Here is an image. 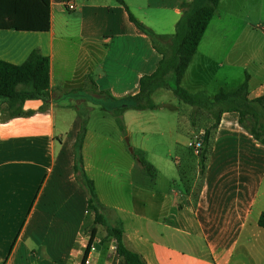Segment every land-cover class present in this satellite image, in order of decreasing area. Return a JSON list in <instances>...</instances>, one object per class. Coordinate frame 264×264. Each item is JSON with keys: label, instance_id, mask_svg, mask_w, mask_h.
<instances>
[{"label": "crops", "instance_id": "1", "mask_svg": "<svg viewBox=\"0 0 264 264\" xmlns=\"http://www.w3.org/2000/svg\"><path fill=\"white\" fill-rule=\"evenodd\" d=\"M64 1L0 0V60L21 65L33 51L50 58L47 99L27 100L20 107L0 99V262L82 264L87 232L95 222L75 170L83 118V167L107 222L123 228L128 249L148 264H264V228L259 226L264 144L239 123L238 113L223 115L211 133L204 174L197 158V177L190 182L183 171L186 135L177 126L180 107L190 112L191 106L179 101L177 107L173 92L161 88L152 96L158 109L124 112L123 130L130 138L140 137L137 149L154 176L140 157L128 153L111 112L140 92L142 78L153 74L162 59L127 8L166 44L182 17L181 4L192 0H124L126 6L117 0H72L74 11ZM227 4L221 0L206 33L214 20L219 26L229 20L232 30L225 31H237L235 10ZM262 25L246 24L240 50L231 42L222 51V42H216L213 55L197 63L205 33L182 86L214 97L220 90H238L248 77L250 98L264 96ZM226 39L223 32L216 35L217 41ZM212 73L220 83L214 94ZM164 108L167 114L160 113ZM146 115L173 121L172 129L162 124L154 129ZM152 135L167 137L163 152L145 145L143 139ZM106 236V228L98 226L100 249L91 251L92 264H122L114 242H103Z\"/></svg>", "mask_w": 264, "mask_h": 264}, {"label": "trees", "instance_id": "2", "mask_svg": "<svg viewBox=\"0 0 264 264\" xmlns=\"http://www.w3.org/2000/svg\"><path fill=\"white\" fill-rule=\"evenodd\" d=\"M126 6L124 0H117ZM221 0H192L181 4L182 17L176 25V32L170 43L158 42L157 36L143 23L136 19L127 8L131 22L144 34L148 35L162 56L157 70L141 80L140 92L136 96H129L122 100L119 106L111 112L117 124L123 130L122 116L127 110H156L158 105L153 100V94L161 88L173 92L182 103L189 105L193 113L203 110L214 118L215 122L208 127L198 138L202 148L199 153L200 174L205 171V164L209 153L212 131L217 128L225 113L239 114V123L247 128L254 138L264 144V96L250 98L248 77L245 83L234 92L220 90L214 97L203 92L191 93L182 86V80L195 56L204 35L215 16ZM50 90V58L43 56L39 51H33L28 59L21 65H14L0 60V99H6L11 104L20 107L27 100L47 99ZM107 94V93H106ZM108 95V94H107ZM110 96V95H109ZM20 114V113H18ZM252 120L253 125L248 126L247 121ZM83 126L76 143V175L89 195L88 207L95 214L94 225L87 232L88 244L82 264L90 256L96 246L98 226H104L107 236L105 243L116 244L117 255L122 264H148L139 254L128 249L124 243V231L121 226H111L103 214L94 182L88 177L81 155L82 141L85 135L86 120L82 118ZM139 162L149 175L154 176L153 166L143 158ZM259 226L264 228V213L259 218ZM102 242V243H103ZM102 243H100L102 245ZM0 264H4L1 263Z\"/></svg>", "mask_w": 264, "mask_h": 264}, {"label": "rangeland", "instance_id": "3", "mask_svg": "<svg viewBox=\"0 0 264 264\" xmlns=\"http://www.w3.org/2000/svg\"><path fill=\"white\" fill-rule=\"evenodd\" d=\"M227 3H228L227 5H233V9L235 10L234 16H235L236 20L238 21L237 22L238 26L236 24L237 31H229V32L225 31V29H229V28L232 30V27L229 26L230 23L227 22L229 20H227L226 22H223L220 26L214 20V22L210 26L208 32L206 33V37H205L206 40L204 42V45L202 46L199 54H197V56H196L195 61L197 63L200 62V60L202 59L201 57L204 58L208 54L213 55L214 48H215L214 46H215L216 42H222L220 47H219L222 49V51L229 50V48L231 46V42L236 46L237 50L238 49L240 50L244 41L246 40L245 37L247 35V30L249 29V28H247L246 24L252 23L254 25H259V26H260V24H263V22H264L262 19V18H264V1L263 0H227ZM222 13H224V15H226L225 11H223ZM262 27H264V26L262 25ZM219 32L220 33L223 32V35L226 34L227 39L224 41H217L216 35H218ZM212 76L214 78H211L209 80V83H210V89L209 90H210V92H212L214 94L217 92L218 84H220V83L215 79L214 73H212ZM236 79H235V77H233L231 82L234 84V82H236ZM192 80L195 81L194 78H192ZM186 84L189 85V83H186ZM156 99L159 100V95L156 96ZM172 99L174 100V103L178 107L180 100H178L175 96H173ZM145 112L149 113L147 111H145ZM160 113H166L167 114L168 110L166 108H164L163 111ZM180 116H181L180 117V123L177 126V130H180L182 133H184L186 135V137L184 139L185 144H186L184 147H186V148L184 150H182V153H183L182 157L184 158V164L186 163L184 169H186V170H183V171L185 173H187L186 179H188V180H190V182H192L197 177V169H195V166H196V160H197V158H199V154H198V152H196L197 151L196 143H198V138L200 137V135L208 127H211L214 124L215 120L213 117L208 115L203 110H198L195 113H193V110H190V112H189V109L186 108V106L180 107ZM146 118H148L147 115H146ZM148 119L150 120V124L154 129H156L157 125L162 124L165 126V129L167 126V129L170 130V129H172V125L174 124L173 121H169L165 118H159V121H152L150 118H148ZM176 125H177V123H176ZM247 125L252 126L253 121L252 120L247 121ZM119 128H120V126H119ZM122 131L124 133V144H125L126 148L128 149V153H130V155H133L134 157L135 156L140 157L141 155H140V153L137 149V145H136V144H139L140 137H136L135 135H132L130 138L129 135H127L126 132H124V130H122ZM143 140H144L145 145L150 150H152V152L153 151L154 152H163L166 149L167 137L163 138V137L158 136V135H152L146 139L144 138ZM187 140H188V142H187ZM210 146H211V141H210L209 147ZM147 157H148L147 158L148 161L150 162V159L152 158V153H148ZM111 256H110V254H108L107 259L113 260V257H111Z\"/></svg>", "mask_w": 264, "mask_h": 264}, {"label": "built area", "instance_id": "4", "mask_svg": "<svg viewBox=\"0 0 264 264\" xmlns=\"http://www.w3.org/2000/svg\"><path fill=\"white\" fill-rule=\"evenodd\" d=\"M64 4L68 8V10H70V11H74L76 9V6L72 0H65ZM201 148H202L201 142L198 141V143H196V149H197L196 152H198V154L200 153ZM94 249L95 248H93V250ZM112 250L116 251V244L115 243L112 244ZM85 264H92L90 257L87 258V260L85 261Z\"/></svg>", "mask_w": 264, "mask_h": 264}, {"label": "water", "instance_id": "5", "mask_svg": "<svg viewBox=\"0 0 264 264\" xmlns=\"http://www.w3.org/2000/svg\"><path fill=\"white\" fill-rule=\"evenodd\" d=\"M96 247H97V249H100V245H97Z\"/></svg>", "mask_w": 264, "mask_h": 264}]
</instances>
